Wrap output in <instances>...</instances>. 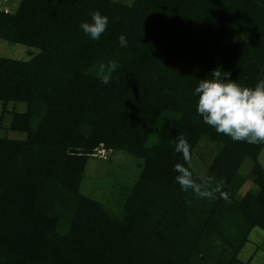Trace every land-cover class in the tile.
<instances>
[{"label":"trees","instance_id":"obj_1","mask_svg":"<svg viewBox=\"0 0 264 264\" xmlns=\"http://www.w3.org/2000/svg\"><path fill=\"white\" fill-rule=\"evenodd\" d=\"M96 10L109 20L99 40L80 27ZM1 39L36 52L0 57L2 114L24 103L8 128L26 135L0 136V264H250L238 253L264 231V143L217 134L194 91L218 67L242 86L264 79V0H20L0 10ZM180 134L194 178L223 179L230 203L181 189ZM203 141L214 152L200 178ZM113 151L139 160L118 214L80 189L88 157Z\"/></svg>","mask_w":264,"mask_h":264},{"label":"clouds","instance_id":"obj_2","mask_svg":"<svg viewBox=\"0 0 264 264\" xmlns=\"http://www.w3.org/2000/svg\"><path fill=\"white\" fill-rule=\"evenodd\" d=\"M91 20L81 22L83 32L94 40H99L106 31L109 20L99 10L90 13ZM121 47H127L125 35L119 37ZM119 67L118 62L109 60L101 63L99 74L102 83H110L111 74ZM264 76V69L261 70ZM231 74L223 72L219 67L211 76L201 79L195 87L197 97V113L203 122L215 129L217 134L229 136L233 141H244L249 144L264 143V79L255 86H242L232 80ZM176 153H181L184 164L176 163L175 180L183 191L189 189L198 198H220L230 203L229 194L223 191V179L216 183L214 177L201 182L194 178L191 146L187 138L180 134L174 141ZM187 164V167H185ZM190 203V202H189Z\"/></svg>","mask_w":264,"mask_h":264},{"label":"rangeland","instance_id":"obj_3","mask_svg":"<svg viewBox=\"0 0 264 264\" xmlns=\"http://www.w3.org/2000/svg\"><path fill=\"white\" fill-rule=\"evenodd\" d=\"M20 0H0V10L13 12ZM129 2V0H121ZM36 52V49L10 42L0 40V57L27 60ZM25 104L22 102L14 103L12 101L6 104L2 114L3 105L0 101V136H7L13 139H24L25 133L13 131L8 128L11 114L10 112L23 111ZM205 152L209 153L206 157ZM214 147L210 142L203 141L197 149V154L193 158L196 174L204 178L209 158L212 157ZM207 153V154H208ZM107 159L98 157H88L85 171L81 181V192L100 201L109 210L119 213V201L124 194L132 187L139 173L137 160L134 156L123 151H113L108 154ZM259 161L264 167V149L259 155ZM249 162V163H248ZM252 162L246 161L242 170L249 169ZM249 170L244 171L247 173ZM255 188L250 182H246L240 194L247 189ZM256 189V188H255ZM125 198V197H124ZM238 257L243 261H249L250 264H262L264 260V231L254 227L249 235L248 241L238 253Z\"/></svg>","mask_w":264,"mask_h":264},{"label":"built area","instance_id":"obj_4","mask_svg":"<svg viewBox=\"0 0 264 264\" xmlns=\"http://www.w3.org/2000/svg\"><path fill=\"white\" fill-rule=\"evenodd\" d=\"M96 155L104 157L105 156V151L103 149H100V150H98L96 152Z\"/></svg>","mask_w":264,"mask_h":264}]
</instances>
